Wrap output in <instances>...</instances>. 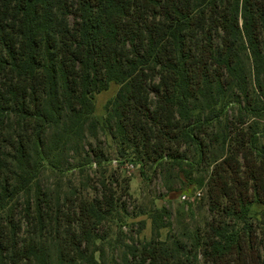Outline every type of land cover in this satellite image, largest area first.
Returning a JSON list of instances; mask_svg holds the SVG:
<instances>
[{
  "label": "trees",
  "instance_id": "trees-1",
  "mask_svg": "<svg viewBox=\"0 0 264 264\" xmlns=\"http://www.w3.org/2000/svg\"><path fill=\"white\" fill-rule=\"evenodd\" d=\"M241 52L264 94V0H0V264H55L41 238L22 239L19 214L29 236L66 230L56 264H105L91 228L106 219L113 195L99 208L80 201L62 211L38 186L43 168L58 167L50 160L60 151L59 144L48 147L50 131L61 141L99 128L118 140L124 167L166 160L188 177L184 166L193 165L178 150L195 145L198 165L213 167L207 197L220 219L175 249L146 244L140 264H194L191 256L199 255L200 264H264L250 217L253 204H264L258 133L228 129L219 155L203 138L225 110L218 98L228 83L238 77L245 87ZM111 82L121 88L101 123L93 99ZM245 99L254 115L264 110L250 108L249 92ZM209 104L214 108L206 113ZM95 157L79 166L101 164L97 151Z\"/></svg>",
  "mask_w": 264,
  "mask_h": 264
},
{
  "label": "rangeland",
  "instance_id": "rangeland-1",
  "mask_svg": "<svg viewBox=\"0 0 264 264\" xmlns=\"http://www.w3.org/2000/svg\"><path fill=\"white\" fill-rule=\"evenodd\" d=\"M230 1L233 4L238 1L240 4L243 2V0ZM217 43H221L220 37ZM239 58L245 69L246 88L241 84L242 78L234 77V80L228 83L226 92L218 98L221 103L220 109L225 107V110L203 135L214 155L226 152L220 139H223L228 129L236 132V127L243 130L253 127L258 133L259 146L264 147V110L258 116L254 115L255 112L246 110L245 99V94L249 92L252 98L250 108H262L264 94L254 87L255 81L250 72L252 61L248 60L244 52H241ZM223 79L226 80V77ZM120 88V84L111 82L106 91L94 95L95 117L101 123L107 117V105L115 100ZM226 104L228 107L225 106ZM198 105L202 106V103L199 101ZM203 107H207L206 113L214 108L210 104ZM81 135L62 137L60 141L56 130L47 134L48 147H57L59 144V154L53 152L52 155L56 156L50 157L58 167L54 170L51 166L47 169L43 168L38 178V186L50 195L51 206L54 209L59 206L62 211L70 208L72 202L76 207L80 201L99 208L98 201L105 205L104 197L110 199V195H113V207H108L109 212L104 214L106 219L95 228H91L98 236L93 249L103 247L102 260L105 264H140V252L146 244L164 242L175 249L177 241L184 243L193 241L197 234L203 235L206 232L208 224L214 218L217 221L220 219L217 213L210 212L207 197V183L213 167L198 165L200 152L196 145L183 146L178 150L186 161L193 165L192 168L184 166V169L190 173V176L186 177L185 173L180 172L179 167L173 168L166 163L168 162L166 160L161 165L151 161L132 162L134 164L132 169L124 167L122 163L119 164L120 159L124 158L120 156L118 140L113 139L108 130L101 128L94 132L84 130ZM218 139L219 142L216 141ZM96 151L100 156L101 164L97 162L96 166L91 164L79 166L86 163V160L95 161ZM32 158H34L33 153ZM240 163L242 164V161ZM200 181L202 186L199 184ZM198 191H201V197H196ZM36 194L37 190L34 187L30 196ZM184 196L187 197L186 200L183 199ZM19 201L21 209L24 198ZM162 210L165 213H161ZM101 211L103 212L102 208ZM250 217L255 235L260 242L261 255L264 256V204H253L250 208ZM18 219L24 222L22 239L41 238L46 254L56 264L59 243L61 238L67 235L66 230L61 229L58 237H55L54 231L51 233L49 229L44 232L43 237L32 233L29 236L28 226L22 214H19ZM154 220L157 221L156 229ZM227 222L232 225L237 224L230 219H227ZM74 227L78 231L77 224ZM128 247L138 250L137 258L133 257ZM192 257L194 264H200L202 261L201 255L198 256L197 261Z\"/></svg>",
  "mask_w": 264,
  "mask_h": 264
},
{
  "label": "built area",
  "instance_id": "built-area-1",
  "mask_svg": "<svg viewBox=\"0 0 264 264\" xmlns=\"http://www.w3.org/2000/svg\"><path fill=\"white\" fill-rule=\"evenodd\" d=\"M126 168L132 169V168H134V166L132 164H127ZM186 198H187L186 196L183 197L184 200H186Z\"/></svg>",
  "mask_w": 264,
  "mask_h": 264
}]
</instances>
